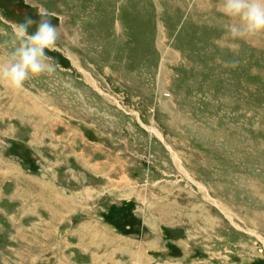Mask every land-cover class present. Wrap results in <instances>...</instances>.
<instances>
[{"label": "rangeland", "instance_id": "1", "mask_svg": "<svg viewBox=\"0 0 264 264\" xmlns=\"http://www.w3.org/2000/svg\"><path fill=\"white\" fill-rule=\"evenodd\" d=\"M39 11L55 75L0 83V264H264V33L220 0H0V29Z\"/></svg>", "mask_w": 264, "mask_h": 264}, {"label": "clouds", "instance_id": "2", "mask_svg": "<svg viewBox=\"0 0 264 264\" xmlns=\"http://www.w3.org/2000/svg\"><path fill=\"white\" fill-rule=\"evenodd\" d=\"M220 11L226 19V33L232 41L248 39L264 33V0H220ZM39 20L25 17L15 22L11 31L0 29V83L19 92L25 84L40 76H53L57 65L47 51H54L61 32L52 17L38 12ZM35 26L34 31H29ZM47 50V51H46ZM238 60L225 62L236 67Z\"/></svg>", "mask_w": 264, "mask_h": 264}]
</instances>
